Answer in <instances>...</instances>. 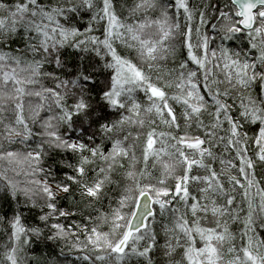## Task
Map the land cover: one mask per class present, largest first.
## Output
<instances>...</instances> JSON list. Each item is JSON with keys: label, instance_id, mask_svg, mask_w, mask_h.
I'll list each match as a JSON object with an SVG mask.
<instances>
[{"label": "snow or ice", "instance_id": "snow-or-ice-1", "mask_svg": "<svg viewBox=\"0 0 264 264\" xmlns=\"http://www.w3.org/2000/svg\"><path fill=\"white\" fill-rule=\"evenodd\" d=\"M0 264H264V0H0Z\"/></svg>", "mask_w": 264, "mask_h": 264}]
</instances>
